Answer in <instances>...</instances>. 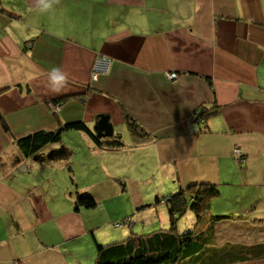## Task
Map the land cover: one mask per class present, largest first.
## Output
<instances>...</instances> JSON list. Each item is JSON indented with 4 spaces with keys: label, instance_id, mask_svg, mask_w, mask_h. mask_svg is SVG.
Listing matches in <instances>:
<instances>
[{
    "label": "crops",
    "instance_id": "obj_1",
    "mask_svg": "<svg viewBox=\"0 0 264 264\" xmlns=\"http://www.w3.org/2000/svg\"><path fill=\"white\" fill-rule=\"evenodd\" d=\"M103 57L110 71L95 80ZM53 70L66 83L54 84ZM126 113L154 139L135 145ZM0 114V264H95L94 253L83 263L69 250L84 225L100 247L168 229L166 199L198 183L220 192L212 214L233 218L218 225L216 245L260 258L242 264L264 263V223L248 229L253 210L264 220V0H58L48 10L40 0H0ZM101 114L125 146L66 132L85 144L81 175L95 177L82 185L75 175L76 186L69 178L65 202L56 203L41 190L50 179L32 183L26 174L40 164L58 170L57 161L24 157L16 142L78 121L93 131ZM76 192L96 209L76 207ZM190 213L180 232L195 227L194 214L183 220ZM99 223L107 230L94 232ZM41 230L34 255L21 254Z\"/></svg>",
    "mask_w": 264,
    "mask_h": 264
},
{
    "label": "trees",
    "instance_id": "obj_2",
    "mask_svg": "<svg viewBox=\"0 0 264 264\" xmlns=\"http://www.w3.org/2000/svg\"><path fill=\"white\" fill-rule=\"evenodd\" d=\"M2 11L5 10L2 9ZM206 114L200 113L201 116L204 115V118ZM0 120H2L1 114ZM126 121L135 139V145L154 139L151 133L127 113ZM4 128L7 130L6 126ZM68 131H78L88 135L98 147L106 146L112 149L125 146L122 138L118 136L106 141L98 139L82 121L64 124L55 131H40L24 136L16 144L24 157L46 162L47 147L52 145L61 147L64 144V134ZM57 156H60V159L69 158L71 151L67 147H61L58 155L55 154V159ZM68 169L69 177L67 178H70L73 186H76L71 166ZM188 187L173 194L166 201L171 219L169 229H160L147 235L134 234L121 242L104 247L97 245L95 264H242L260 259L255 256V253L252 255L237 251L238 248L235 246L233 249L218 247L216 245L218 225L226 219L233 218L212 214L213 201L220 195L216 186L198 183ZM76 195V207L96 209L97 202L93 197L88 194H77V192ZM188 212H192L196 218L195 227L191 231L180 233L177 226L178 220ZM236 220H243V218H236ZM254 221L264 223V220ZM127 223L124 222V225Z\"/></svg>",
    "mask_w": 264,
    "mask_h": 264
},
{
    "label": "rangeland",
    "instance_id": "obj_3",
    "mask_svg": "<svg viewBox=\"0 0 264 264\" xmlns=\"http://www.w3.org/2000/svg\"><path fill=\"white\" fill-rule=\"evenodd\" d=\"M199 117H204V115H202V116L200 115ZM201 122L203 123V120ZM73 134H78L77 136H80L78 132H73ZM78 138L79 137H77V139ZM63 139H64V144L61 147H64V148L67 147L71 151V156L69 158L65 157L63 159H60L59 158L60 156H57V158L55 159V154L58 155V152L60 151V148H61L58 145H52L53 148L55 147L54 148L55 150L54 149L53 150H47L46 154H45V158L46 159H49L52 162L53 161H57L58 163L59 162L63 163V168L62 169H60L61 165H59L57 162L53 163V164H57L58 170L56 169V167L54 165H52V163H51V165L48 164V165H45V166L40 164L39 166H37L34 176L30 175L29 173L26 174L27 179L31 180L32 183L36 180L37 177H38L40 183H42V180H41L42 177L39 176L40 174H42L43 176H46V178L50 179L51 181H49V182H46V180H45V182H44L45 184H43V186H45V188L42 187L41 190H44V192H49L50 194H52L53 199H55L57 201L56 203H62V204L65 202V201H63V199L67 197L66 186H68L67 184L69 182V178H66V180L62 181V177L61 176H62V174H64V172H66V174L69 177V169L67 167L71 166V168H72L71 169L72 170L71 173L76 175L77 178L81 179V177L83 175L84 181H86V183H83L82 185L88 184V180H90L91 182H94L93 178L95 177L90 172H87V170H82L83 174L81 175V168H83V166H84V162H82L81 158H80V156H82L80 154L83 152L84 147H85V144H84L83 140H81L80 142H76L77 139L74 137V135L73 136L64 135ZM235 149H238V148H235ZM30 162L34 163L35 161H31L30 160ZM66 182H67V184H66ZM75 182H76V179H75ZM33 192H34V190H33ZM81 194H85V193H81ZM169 198H167V199L169 200ZM167 199H166V201H167ZM155 203H156V201H155ZM105 204H106L107 207L112 205L111 203H105ZM113 206H114V204H113ZM190 214L186 215L183 220L186 221V220H188L190 218L189 216H193V213H190ZM251 214H253V218H250V219H252L251 220L252 222L248 226V229L253 230V227L254 226L255 227H259L260 223L258 221L257 222L254 221V220H256V218H255L256 217V210H253L251 212ZM105 220L107 221V219H105ZM129 220H130V218H127L126 220H124V221H122L120 223H117L116 226H124V222H128L129 223ZM9 221H10V219H9ZM0 222L4 223L3 219L0 220ZM81 222H83V221L80 220V223H79L80 226H82ZM73 224H74V227L77 226V228H78V226H79L78 223L73 222ZM189 224H190V222H189ZM189 224H186V225H189ZM104 225H106V226L104 227ZM186 225H184V226H186ZM46 226H49L50 232L53 231L54 232V236L58 237V231H57L58 228H59L58 225H54V223L49 222V224L46 225ZM69 226H70V223H69ZM107 228H108V224L99 223L98 225H96V228H95L94 232H98L99 233V232H102V230H107ZM86 231H87L86 230V226L84 225V233H85L84 237L82 239H80L78 244L75 243V242H71L70 245H68V246H71V247H69L70 251H75V252H78V253H82V255L80 256L82 262L83 261H87L88 258H91L93 253H94L95 256L97 255L96 251H97V245L98 244H95V240L93 239L92 235H86ZM186 231H189V230H186ZM180 233H182V232H180ZM38 234H39L38 238L35 237V241L33 243V246L32 245L29 246L27 248V250L26 251H22L21 254L26 253L25 255H27V254L28 255H30V254L34 255V253L37 251L36 240L40 239V236L43 235V231L41 230ZM229 239H232L231 235H229ZM47 242H48V238H47ZM47 242H46V244H47ZM15 243H16V241L14 242V244ZM222 244H223V241L221 240V245ZM19 246H21V244ZM9 254H11V252H9ZM16 262H17L16 264H24V263H21L20 261H17V260H16ZM5 264H13V263H11L10 261H8V259H6ZM84 264H86V263H84ZM254 264H264V263L257 262V263H254Z\"/></svg>",
    "mask_w": 264,
    "mask_h": 264
},
{
    "label": "built area",
    "instance_id": "obj_4",
    "mask_svg": "<svg viewBox=\"0 0 264 264\" xmlns=\"http://www.w3.org/2000/svg\"><path fill=\"white\" fill-rule=\"evenodd\" d=\"M111 60L103 57L96 61L94 65L93 79L97 80L100 74H107L111 68ZM170 80H175L178 77L177 73H170L167 75ZM233 157L237 162H241L244 159L243 152L240 148L236 149L233 153Z\"/></svg>",
    "mask_w": 264,
    "mask_h": 264
},
{
    "label": "water",
    "instance_id": "obj_5",
    "mask_svg": "<svg viewBox=\"0 0 264 264\" xmlns=\"http://www.w3.org/2000/svg\"><path fill=\"white\" fill-rule=\"evenodd\" d=\"M93 132L98 139L113 138L114 137V126L110 121V116L99 115L98 121L93 127Z\"/></svg>",
    "mask_w": 264,
    "mask_h": 264
},
{
    "label": "clouds",
    "instance_id": "obj_6",
    "mask_svg": "<svg viewBox=\"0 0 264 264\" xmlns=\"http://www.w3.org/2000/svg\"><path fill=\"white\" fill-rule=\"evenodd\" d=\"M58 2V0H40V3L43 5V10H48L52 7L53 3ZM55 75H53L52 80L54 84L63 85L66 83V77L59 72V70H53ZM54 91H59V88H54Z\"/></svg>",
    "mask_w": 264,
    "mask_h": 264
}]
</instances>
